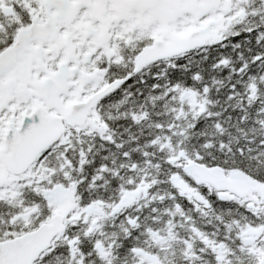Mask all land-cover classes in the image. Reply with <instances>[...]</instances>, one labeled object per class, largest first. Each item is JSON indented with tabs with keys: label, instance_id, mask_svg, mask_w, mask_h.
I'll list each match as a JSON object with an SVG mask.
<instances>
[{
	"label": "snow or ice",
	"instance_id": "obj_1",
	"mask_svg": "<svg viewBox=\"0 0 264 264\" xmlns=\"http://www.w3.org/2000/svg\"><path fill=\"white\" fill-rule=\"evenodd\" d=\"M0 264H264V0H0Z\"/></svg>",
	"mask_w": 264,
	"mask_h": 264
}]
</instances>
